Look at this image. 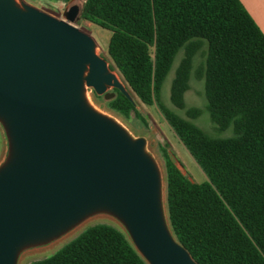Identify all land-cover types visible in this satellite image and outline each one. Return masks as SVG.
I'll return each instance as SVG.
<instances>
[{
	"label": "trees",
	"instance_id": "obj_1",
	"mask_svg": "<svg viewBox=\"0 0 264 264\" xmlns=\"http://www.w3.org/2000/svg\"><path fill=\"white\" fill-rule=\"evenodd\" d=\"M68 1V0H64ZM80 18L110 32L107 54L131 93L156 104L167 125L206 176L196 183L165 156V214L176 242L197 264H264V34L239 0H84ZM205 110L220 132L193 121L184 93L194 56ZM182 57L161 89L176 54ZM108 107L141 116L118 90ZM29 264H146L126 233L109 224L87 227L51 255Z\"/></svg>",
	"mask_w": 264,
	"mask_h": 264
},
{
	"label": "water",
	"instance_id": "obj_2",
	"mask_svg": "<svg viewBox=\"0 0 264 264\" xmlns=\"http://www.w3.org/2000/svg\"><path fill=\"white\" fill-rule=\"evenodd\" d=\"M81 8L73 3L58 19L23 0H0V125L7 142L0 264H17L24 250L96 214L117 220L146 264H197L170 232L161 174L145 139L86 98L87 88L107 100L116 89L133 102L94 39L73 25Z\"/></svg>",
	"mask_w": 264,
	"mask_h": 264
},
{
	"label": "rangeland",
	"instance_id": "obj_3",
	"mask_svg": "<svg viewBox=\"0 0 264 264\" xmlns=\"http://www.w3.org/2000/svg\"><path fill=\"white\" fill-rule=\"evenodd\" d=\"M24 2L52 15L55 18L62 19V13L66 8L71 6L73 0H23ZM80 1V8L84 0ZM76 28L84 31L89 34L96 43V53L106 60L108 66H113L112 62L107 54V44L110 36V32L98 27L97 25L90 23L80 17L73 24ZM204 52L205 47L194 56L193 58V70L190 75V80L188 82L189 88L184 93V102L186 108H198L201 110V114L193 121L197 126L203 129L206 133L211 136H220L227 137L232 134L231 128H228L225 131L220 132L213 125L209 119L208 112L205 110V98L203 93V80L198 79L195 76V70L199 68L204 62ZM182 57V51H179L170 67L169 72L167 73L165 80L162 84L161 89V101L162 103L174 110L180 116L186 117L185 110L176 109L169 100V87L171 79L174 75V70L179 63V60ZM113 73H117L119 81L123 82L121 76L116 71L115 68L111 70ZM125 85V84H124ZM126 87V85H125ZM132 100L134 102L135 109L139 112L141 119L136 118L131 112L128 118L123 117L117 112L113 111L108 107L107 99L104 97L97 96L93 89H86V98L88 102L94 107L97 111L111 117L117 123H119L127 132L134 138L142 137L145 139L146 145L145 148L147 152L155 160L162 178V187H163V198L165 195V156L164 152L172 154L178 162V168L182 174L192 182L200 183L206 180V176L195 163L189 153L185 150L183 145L180 143L172 129L167 125L160 109L156 104L151 106H146L140 103L138 99L131 93V91L126 87ZM112 90V89H111ZM111 90H109L111 92ZM7 153V142L4 135L2 126L0 125V164L4 160ZM165 210V202H164ZM109 224L117 228L123 233H126L122 225L115 220L114 218L105 215V214H96L91 217H88L75 228L62 235L61 237L53 240L50 243L45 245L31 247L23 252L18 257L17 264H29L32 261L43 259L59 248L64 244L76 237L80 232L86 229L89 226L94 224Z\"/></svg>",
	"mask_w": 264,
	"mask_h": 264
},
{
	"label": "crops",
	"instance_id": "obj_4",
	"mask_svg": "<svg viewBox=\"0 0 264 264\" xmlns=\"http://www.w3.org/2000/svg\"><path fill=\"white\" fill-rule=\"evenodd\" d=\"M258 28L264 34V0H239Z\"/></svg>",
	"mask_w": 264,
	"mask_h": 264
},
{
	"label": "bare ground",
	"instance_id": "obj_5",
	"mask_svg": "<svg viewBox=\"0 0 264 264\" xmlns=\"http://www.w3.org/2000/svg\"><path fill=\"white\" fill-rule=\"evenodd\" d=\"M74 3L77 5V6H80V1L79 0H75ZM115 77L119 80V77L117 75V73H114Z\"/></svg>",
	"mask_w": 264,
	"mask_h": 264
}]
</instances>
